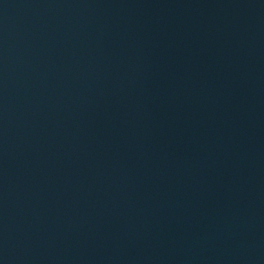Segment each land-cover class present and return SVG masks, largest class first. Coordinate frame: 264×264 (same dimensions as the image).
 Masks as SVG:
<instances>
[{
  "label": "water",
  "instance_id": "95a60500",
  "mask_svg": "<svg viewBox=\"0 0 264 264\" xmlns=\"http://www.w3.org/2000/svg\"><path fill=\"white\" fill-rule=\"evenodd\" d=\"M0 264H264V0H0Z\"/></svg>",
  "mask_w": 264,
  "mask_h": 264
}]
</instances>
